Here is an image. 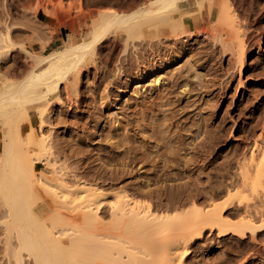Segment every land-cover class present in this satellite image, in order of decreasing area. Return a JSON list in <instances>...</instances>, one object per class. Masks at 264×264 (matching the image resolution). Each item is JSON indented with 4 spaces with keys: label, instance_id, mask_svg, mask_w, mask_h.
Masks as SVG:
<instances>
[{
    "label": "rangeland",
    "instance_id": "374dc122",
    "mask_svg": "<svg viewBox=\"0 0 264 264\" xmlns=\"http://www.w3.org/2000/svg\"><path fill=\"white\" fill-rule=\"evenodd\" d=\"M147 1L0 0V31L10 32L15 49L0 57V76L20 82L33 65L27 50L43 55L63 47L70 35L87 38L101 14L129 13ZM233 4L248 30L242 69L222 45L227 30L218 8L210 15L192 3L182 9L198 19L188 26L192 36L200 30L210 36L175 41L167 32L154 42H134L120 29L111 32L76 90L62 85L64 104L55 101L48 112L45 129H52L55 157L71 178L96 183L106 199L123 190L140 192L143 201L149 196L155 205L162 198L165 211L173 207L167 193L175 188L206 201L221 175L235 172L239 149L264 142L257 139L264 136V0ZM149 60L157 66L148 67ZM142 70L157 75L137 87ZM157 76L164 84L154 89ZM4 235L0 223V264H15ZM191 252L188 264H264V229L244 239L207 232Z\"/></svg>",
    "mask_w": 264,
    "mask_h": 264
},
{
    "label": "bare ground",
    "instance_id": "6f19581e",
    "mask_svg": "<svg viewBox=\"0 0 264 264\" xmlns=\"http://www.w3.org/2000/svg\"><path fill=\"white\" fill-rule=\"evenodd\" d=\"M191 3L209 15L219 9L227 30L222 45L242 69L248 30L233 0H149L129 13L113 9L101 14L89 25L87 38L70 35L63 47L43 55L27 50L33 65L20 82L0 76V223L15 264H25L26 257L33 264H188L193 244L207 232L244 239L264 229V136L257 138L263 143L255 140L239 149L235 172L226 170L206 201L175 188L167 193L173 207L163 211L160 193L157 205L149 196L143 201L140 192L126 190L106 199L96 183L71 178L55 157L52 129H45L53 102L64 104L62 85L76 90L82 70L115 29L134 42H154L167 32L175 41L211 34L200 30L192 36L188 26L198 19L182 11ZM14 51L10 32L0 31V57ZM147 64L157 66L151 60ZM155 71L142 70L137 87ZM153 83L154 89L164 84L158 76ZM238 214L242 217L236 220Z\"/></svg>",
    "mask_w": 264,
    "mask_h": 264
}]
</instances>
